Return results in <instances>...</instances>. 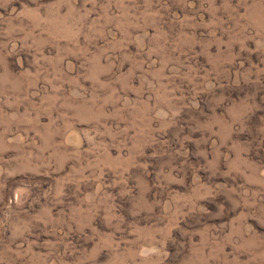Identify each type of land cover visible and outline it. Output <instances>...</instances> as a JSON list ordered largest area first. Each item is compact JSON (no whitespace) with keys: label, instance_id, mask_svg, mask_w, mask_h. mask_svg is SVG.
Returning a JSON list of instances; mask_svg holds the SVG:
<instances>
[{"label":"rangeland","instance_id":"1","mask_svg":"<svg viewBox=\"0 0 264 264\" xmlns=\"http://www.w3.org/2000/svg\"><path fill=\"white\" fill-rule=\"evenodd\" d=\"M0 264H264V0H0Z\"/></svg>","mask_w":264,"mask_h":264}]
</instances>
